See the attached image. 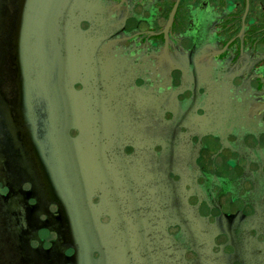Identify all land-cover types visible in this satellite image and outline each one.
Listing matches in <instances>:
<instances>
[{
	"label": "water",
	"instance_id": "1",
	"mask_svg": "<svg viewBox=\"0 0 264 264\" xmlns=\"http://www.w3.org/2000/svg\"><path fill=\"white\" fill-rule=\"evenodd\" d=\"M0 264H264L244 0H0Z\"/></svg>",
	"mask_w": 264,
	"mask_h": 264
},
{
	"label": "flooded vegetation",
	"instance_id": "2",
	"mask_svg": "<svg viewBox=\"0 0 264 264\" xmlns=\"http://www.w3.org/2000/svg\"><path fill=\"white\" fill-rule=\"evenodd\" d=\"M264 26V0H244Z\"/></svg>",
	"mask_w": 264,
	"mask_h": 264
}]
</instances>
